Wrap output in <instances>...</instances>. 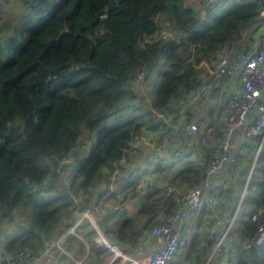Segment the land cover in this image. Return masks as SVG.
Segmentation results:
<instances>
[{
	"label": "trees",
	"instance_id": "16d2710c",
	"mask_svg": "<svg viewBox=\"0 0 264 264\" xmlns=\"http://www.w3.org/2000/svg\"><path fill=\"white\" fill-rule=\"evenodd\" d=\"M192 1L0 0V228L23 217L2 249L40 252L47 238L68 232L78 199L83 207L110 190V171L138 155L127 148L143 127L158 124L155 110H174L201 86L205 63L243 43L258 20L254 0ZM160 29L169 34L151 39ZM144 37L149 39L142 42ZM139 74L151 79V94L161 83L149 110L127 115L140 97L133 87ZM246 155L245 179L254 160ZM159 165L157 173L183 189L206 172L194 161L180 171ZM138 178L126 186L129 193L137 192ZM115 197L113 191L107 199L117 202ZM263 205L264 144L240 223ZM175 209L172 192L149 188L139 195L136 214L119 216L111 228L120 240L135 243L142 230ZM77 231L94 250L106 252L89 223ZM226 264H264V251L234 240Z\"/></svg>",
	"mask_w": 264,
	"mask_h": 264
},
{
	"label": "built area",
	"instance_id": "2783aa9c",
	"mask_svg": "<svg viewBox=\"0 0 264 264\" xmlns=\"http://www.w3.org/2000/svg\"><path fill=\"white\" fill-rule=\"evenodd\" d=\"M203 1L211 3L217 0ZM254 1L258 5V20L244 42L234 48L228 46L212 63H205L201 86L191 90L174 110L166 113L155 110L158 124L153 128L143 127L127 148L131 154L152 150L153 162L175 170L181 168L184 159L206 167L197 184L187 189L171 187L156 169L138 178V193H145L149 188L168 190L176 201L175 211L162 217L149 230L155 245L136 255L124 250L117 241V231L100 219L101 214L111 206L107 195H103L83 207L77 204L73 226L57 238H47L40 252L31 249L13 252L2 249L0 245V264H55L52 249H63L67 234H75L77 227L84 223L91 225L96 232L97 243L113 252V259L119 264H172L179 254L183 257L181 264H189L188 252L205 206L214 218L206 236L207 242H214L210 260L215 253L227 257L234 240H239L248 250L264 251V205L248 214L246 225L240 223L245 194L264 144V0ZM168 34L165 29H160L151 39ZM147 39L149 37H144L142 42ZM143 81L144 75L139 74L134 78L133 85H140ZM221 116L225 124L222 128L219 126ZM205 128L211 130L213 136L207 146L198 145V137ZM237 138L245 140L241 150L245 153L251 150L254 160L235 206L229 213L222 214L218 201L229 188L221 179L223 171L230 182L239 183L243 169L240 153L235 148ZM119 170L115 167L110 171L113 181ZM71 174V169L63 174L66 181L70 180ZM115 214H129L125 199L116 206ZM22 218L16 216L1 228H16L23 223ZM209 261L207 264H210ZM75 264L83 262L75 259Z\"/></svg>",
	"mask_w": 264,
	"mask_h": 264
},
{
	"label": "crops",
	"instance_id": "0c3cea01",
	"mask_svg": "<svg viewBox=\"0 0 264 264\" xmlns=\"http://www.w3.org/2000/svg\"><path fill=\"white\" fill-rule=\"evenodd\" d=\"M224 117L221 116L219 126L222 128L225 126L224 124ZM238 135V133H237ZM213 136V132L209 130L208 128H205L200 133L197 143L199 144H205L207 146ZM243 143V145H241ZM245 145V140L242 138H237L235 148L240 153V157L242 160L243 166L246 164V154L251 153H245L242 151V147ZM152 158V150L145 149L141 151L137 156H134L130 160H124L122 162V168L121 171L118 172L115 182L112 185V188L108 190L107 192L103 193L100 197L103 195H107L109 197V194L113 191H116V199H118L117 202L110 201V207L109 209L101 214L100 219L101 221L106 225L111 227L114 220L118 219L119 216L115 214V208L118 204L122 202L123 199H125V202L127 203V209L129 210V214L126 216H131L136 214V209L139 205V193L137 192H131L128 191L130 188L126 186L131 182L132 180L137 179L140 175L148 173L151 171V169H157L161 167L160 163H155L151 160ZM192 160L190 159H184L181 161V168L180 171L183 169L189 162ZM171 169V167H170ZM159 175V174H158ZM160 176V175H159ZM161 177V176H160ZM222 181L226 182L228 184L229 188H226L222 196L220 197L218 201V209L222 214L229 213L233 207L235 206V202L239 199L241 192L243 190V181L245 178L241 175L240 182L239 183H232L229 180V176L226 175L225 170L223 171V175L221 177ZM242 181V182H241ZM241 183V184H240ZM98 195V192H96V196ZM83 203V200L78 199V205L81 206ZM163 215V214H161ZM159 215V216H161ZM149 218V215L141 216L140 217V224L144 225L147 223ZM214 223L213 213L209 210L207 206L202 209L200 217L198 219L197 223V231L195 234V240L192 244V248L188 252V259L190 261L189 264H207L210 260V255L214 252V242L206 240L207 232L210 228V226ZM86 224V223H84ZM83 225V224H82ZM81 225V226H82ZM14 228L5 226L4 228L0 229V245H2V241H4L7 237L10 236ZM150 229H146L145 231L142 230V235L138 238V240L135 243H126L125 241L120 240V238H117V241L121 244L124 250H126L131 255H136L138 253H142L144 251L149 250L155 245V240L153 236L149 233ZM75 238L72 240H67L65 238L63 243V249H60L58 247H54L52 249L53 256L55 260V264H75V259L82 260L83 264H119L118 260H114V254L107 248H105L106 252L99 253L98 250H94L84 234L81 231H77L74 234ZM199 242V247H196V243ZM180 259V264L182 262V255L179 254L173 261L172 264H175L177 260ZM210 264H226V257L223 254L215 253L212 260L209 261ZM40 264H46L45 262H41Z\"/></svg>",
	"mask_w": 264,
	"mask_h": 264
},
{
	"label": "rangeland",
	"instance_id": "374dc122",
	"mask_svg": "<svg viewBox=\"0 0 264 264\" xmlns=\"http://www.w3.org/2000/svg\"><path fill=\"white\" fill-rule=\"evenodd\" d=\"M195 2L197 4L199 1L193 0L191 3H195ZM16 11H17V9L12 10V13H15ZM163 28H165V27H163ZM167 32H168V30H167ZM156 73L157 72L155 70L154 73H153V79H155V80H156V76H157ZM160 83H161V80H160ZM160 83L157 82L153 94H151L152 84H153L151 79H148V78L145 79L144 78V81L140 85L135 86L140 92V97L135 101L137 106L135 108H134V106L129 108L126 111V114L127 115H132L134 113L141 114L142 113V108L149 110L151 108V105H152V99H154V94H155V91H156V87L159 86ZM133 87H134V85H133ZM152 92H153V90H152ZM119 171H121V170H119ZM146 174H147V172L145 174H142V175H146ZM191 248H192V245L190 246V249ZM175 264H180V259L177 260L175 262Z\"/></svg>",
	"mask_w": 264,
	"mask_h": 264
}]
</instances>
